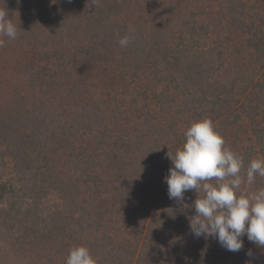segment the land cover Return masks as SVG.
<instances>
[{
    "label": "trees",
    "instance_id": "16d2710c",
    "mask_svg": "<svg viewBox=\"0 0 264 264\" xmlns=\"http://www.w3.org/2000/svg\"><path fill=\"white\" fill-rule=\"evenodd\" d=\"M0 264H264L190 231L167 153L191 123L264 159V0H0ZM134 27L125 48L119 39ZM214 183V181H211ZM264 188V177L241 192ZM203 195V193H200ZM183 205H188L184 207Z\"/></svg>",
    "mask_w": 264,
    "mask_h": 264
},
{
    "label": "clouds",
    "instance_id": "9594fccd",
    "mask_svg": "<svg viewBox=\"0 0 264 264\" xmlns=\"http://www.w3.org/2000/svg\"><path fill=\"white\" fill-rule=\"evenodd\" d=\"M96 2L92 0L94 6ZM19 30L8 11L0 10V35L15 40ZM134 31L129 26L128 34L118 41L121 48L129 45ZM3 43L0 40V45ZM184 135L182 147L174 154L167 153L173 167L163 179L169 199L182 202L185 192L198 193L191 205L195 214L189 222L193 236L215 239L223 249L234 253L243 248L245 236L264 248V188L241 192L242 184L252 185L257 176L264 177V159L251 160L242 176V157L224 146L223 137L214 130L210 119L191 123ZM246 256L250 258L246 264H252V251ZM66 264H96V260L87 247L75 246L70 249Z\"/></svg>",
    "mask_w": 264,
    "mask_h": 264
}]
</instances>
